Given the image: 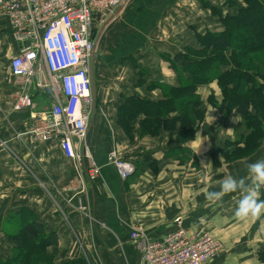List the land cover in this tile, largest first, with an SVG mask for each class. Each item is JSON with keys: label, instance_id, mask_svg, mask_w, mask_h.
Instances as JSON below:
<instances>
[{"label": "crops", "instance_id": "crops-1", "mask_svg": "<svg viewBox=\"0 0 264 264\" xmlns=\"http://www.w3.org/2000/svg\"><path fill=\"white\" fill-rule=\"evenodd\" d=\"M210 6L225 8L223 15L238 11L224 7L223 0H127L108 17L111 22L96 48V115L83 140L99 175L82 193L78 168L56 144L17 136L30 128L32 110H13L17 80L7 67L15 44L7 20L0 18L2 243L21 226L23 208L43 220L47 232H57L58 245L49 247L55 262L85 255L94 262L97 258V264H140L142 244L184 228L197 235L208 232L222 242L221 253L210 264H264L258 259L264 250V209L259 216L236 217L244 194L240 190L219 200L208 198L209 192L220 191L228 176L245 178L248 189H253L248 164L264 160V140L254 153L228 163L219 148L225 140L235 139L241 126L235 111L224 116L203 103L198 110L204 111V121L191 139L180 141L177 125L156 136L140 135L143 113H126L123 107L127 98L159 102L189 76L174 58L189 47H199L197 35L222 29ZM102 25H97L98 31ZM196 91L201 99L211 93L219 96L214 84ZM33 100L37 112L48 103L39 92H34ZM112 149L135 164L136 172L127 180L106 163ZM85 204L89 215L80 210ZM135 226L142 230L137 241L130 238ZM8 242L5 249L0 245V256L10 254L15 243Z\"/></svg>", "mask_w": 264, "mask_h": 264}, {"label": "built area", "instance_id": "built-area-1", "mask_svg": "<svg viewBox=\"0 0 264 264\" xmlns=\"http://www.w3.org/2000/svg\"><path fill=\"white\" fill-rule=\"evenodd\" d=\"M126 1L0 0V18L7 20L8 34L15 44L7 67L17 80L13 110H32L30 128L17 136L27 134L35 143L56 144L63 157L78 168L81 193L88 190L87 180L99 175V166L91 162L83 141L91 115L88 64L95 50L97 25ZM34 92L48 102L38 112L33 111ZM106 163L121 180L136 170L134 162L120 157L115 149L109 151ZM80 210L88 214L87 204ZM131 232L130 238L137 241L142 230L135 226ZM220 248L208 232L197 235L178 228L142 244L140 264H209Z\"/></svg>", "mask_w": 264, "mask_h": 264}, {"label": "trees", "instance_id": "trees-1", "mask_svg": "<svg viewBox=\"0 0 264 264\" xmlns=\"http://www.w3.org/2000/svg\"><path fill=\"white\" fill-rule=\"evenodd\" d=\"M237 1L223 0L224 5L238 8L236 14L223 15L220 8L210 6L220 18L222 29L197 35L199 47L176 54L174 59L189 76L171 87L163 100H124L126 113L136 110V115H144L139 121L140 135L156 136L163 128L174 130L177 125L179 140L191 139L203 116L198 110L199 95L194 91L200 84L216 81L222 92L219 106L225 114L235 111L242 119V130L235 139L225 140L219 148L225 162L244 158L260 146L264 139V0H241L239 6ZM188 52L199 56L194 58ZM211 95L210 103L216 106ZM259 199H264L262 189ZM19 215L21 226L7 235L8 241L15 243L14 251L0 256V264H97V258L93 257L94 262L85 255L55 262L49 247L58 245L57 232H47L45 222L33 212L22 208ZM258 255L264 262V250Z\"/></svg>", "mask_w": 264, "mask_h": 264}, {"label": "clouds", "instance_id": "clouds-1", "mask_svg": "<svg viewBox=\"0 0 264 264\" xmlns=\"http://www.w3.org/2000/svg\"><path fill=\"white\" fill-rule=\"evenodd\" d=\"M248 173L254 185L252 190L248 189L245 178L236 179L228 176L221 182L220 191L209 192L208 198L210 200H219L225 194L240 190L244 194L238 203L235 212L236 217L259 216L262 209H264V201L259 199V189L264 187V160L248 164Z\"/></svg>", "mask_w": 264, "mask_h": 264}, {"label": "rangeland", "instance_id": "rangeland-1", "mask_svg": "<svg viewBox=\"0 0 264 264\" xmlns=\"http://www.w3.org/2000/svg\"><path fill=\"white\" fill-rule=\"evenodd\" d=\"M240 1V0H239ZM224 5V4H223ZM224 7H229V6H226V5H224ZM223 9H225V8H220V10L222 11ZM185 52L187 53V51L185 50ZM185 52H184V54H185ZM188 55L189 56H192V57H194V58H197L198 56H199V54H195V53H193V52H188ZM204 56V55H203ZM210 84H214L218 89H219V93H218V95L219 96H215V94H213V93H211V94H209V95H211L212 96V98H213V101L217 104L216 106H213L211 103H210V101H211V99H209V97H205V98H203V99H201L200 98V96H199V98H200V101H199V106H201L203 103L204 104H208L210 107H212V108H214L215 110H217L218 112H220V113H222L224 116L225 115H228L229 113H227V114H225L224 113V108H221L220 106H219V104H221V101H222V92L220 91V88H219V86H218V84L216 83V81H212V82H207V83H205V84H200V85H198V86H202V85H210ZM197 86V87H198ZM197 87H196V89H195V91L194 92H197L196 90H197ZM198 94V93H197ZM199 95V94H198ZM200 112H201V114H203V116H202V120L201 121H199V122H197L196 124H197V126L202 122V121H204V118H205V115H204V111L203 110H200ZM242 120V119H241ZM196 122V121H195ZM242 123V122H241ZM240 130H242V126H240L239 127V129L238 130H236V131H240ZM264 139H262V141H263ZM261 143V142H260ZM260 147V146H259ZM258 147V148H259ZM257 148V149H258ZM256 149V150H257ZM255 150V151H256ZM254 151V152H255ZM254 152H252V153H254ZM251 153V154H252ZM249 156V155H248ZM245 158V157H244ZM242 159V158H241ZM135 172H136V170H135ZM134 172V173H135ZM132 175H134V174H132ZM131 175V176H132ZM89 181L87 180V183H88ZM4 239V242L2 243V241L0 240V245H2L1 246V248L2 249H5V247L7 248V247H9L8 245L10 244L9 242H8V239L7 238H3ZM217 240H218V242H219V244H220V250H219V253L215 256V257H217L220 253H221V251H222V248H223V244H222V242L218 239V238H216ZM15 246V245H14ZM14 246L12 247L13 249H11L12 250V252L14 251ZM11 250H10V252H11ZM215 257H213L210 261H209V264H210V262L215 258ZM56 259V258H55Z\"/></svg>", "mask_w": 264, "mask_h": 264}, {"label": "water", "instance_id": "water-1", "mask_svg": "<svg viewBox=\"0 0 264 264\" xmlns=\"http://www.w3.org/2000/svg\"><path fill=\"white\" fill-rule=\"evenodd\" d=\"M112 18V17H111ZM111 18H108L104 23L103 25L101 26V28L99 29L98 33H97V36H96V39H95V50L93 51L92 55H91V58H90V64H88L90 67H89V75H90V83H91V115H90V120H89V123H88V128H87V132H86V135L90 132L92 126H93V122H94V119H95V115H96V110H97V86H96V79L95 78V61H96V58H97V45H98V42H99V39H100V36L102 35L105 27L107 26V24L109 22H111ZM81 153H83V147H81Z\"/></svg>", "mask_w": 264, "mask_h": 264}]
</instances>
